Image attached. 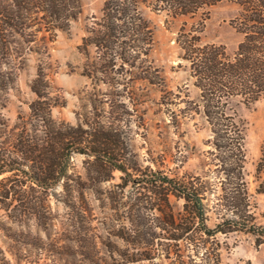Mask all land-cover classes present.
<instances>
[{
  "label": "trees",
  "instance_id": "trees-1",
  "mask_svg": "<svg viewBox=\"0 0 264 264\" xmlns=\"http://www.w3.org/2000/svg\"><path fill=\"white\" fill-rule=\"evenodd\" d=\"M221 1L224 0H103L100 15L90 20L77 47L85 56L81 74L92 78L99 73L102 82L126 87L145 80L163 93L161 70L151 58L153 26L140 9L141 3L172 17L194 18ZM229 1L239 5L231 24L242 34L233 51L228 52L223 44L202 42L204 19L189 27L183 23L176 35L182 57L189 62L192 84L198 89L197 99L190 101L191 113L204 119L212 135L209 164L214 168L204 175L191 173L175 178L143 165L131 148L127 132L112 121H101L90 114L75 125L55 120L51 114V108L57 105L50 94L52 85L46 80L44 66L37 64L30 83L35 98L28 104L27 116L6 128L0 113L1 181L21 174L51 191L73 178L69 172L73 153L90 158L99 169L119 171L122 184L118 187L122 190L125 185L131 186V227L125 240L133 246L146 247L124 255L129 263L152 261L155 256L150 246L159 243L166 253L163 259L171 258L170 264H221L217 233L242 232L250 234L256 246L264 244V224L254 222L244 179L243 128L227 112L233 98L245 103L264 100V0ZM81 13L80 0H0V52L9 54L11 40L7 36L22 35L30 27H34L30 34L65 31ZM125 69L129 70L128 76H123ZM10 82L11 72L0 68V107L1 92ZM133 95L130 97L134 101ZM255 177L256 191L264 194V142ZM9 192L3 190L4 197ZM170 194L183 200L177 214L170 208ZM209 196L215 200L218 215L212 227L206 222ZM157 207L159 217L139 215L143 209ZM181 242L187 248L191 246V256H187L191 262L183 259L178 248ZM169 243L174 244V250Z\"/></svg>",
  "mask_w": 264,
  "mask_h": 264
},
{
  "label": "rangeland",
  "instance_id": "rangeland-1",
  "mask_svg": "<svg viewBox=\"0 0 264 264\" xmlns=\"http://www.w3.org/2000/svg\"><path fill=\"white\" fill-rule=\"evenodd\" d=\"M102 2L80 0L82 13L65 31L30 34L34 29L30 27L22 35L7 36L11 40L9 54L0 52V68L11 72V82L1 92L0 113L6 128L18 122L19 117L27 116L28 104L35 98L30 83L37 64H42L57 104L51 108L55 120L75 125L90 114L101 121H112L127 132L131 148L143 165L175 178L191 173L204 175L214 168L209 164L212 135L204 119L191 113L190 101L197 99L198 89L192 84L189 62L182 57L176 35L183 23L189 27L204 19L202 42L223 44L231 52L242 38L231 24L239 5L224 0L204 14L188 18L172 17L141 3L140 9L153 26L151 58L161 70L162 93L160 87L145 80L126 87L122 83L102 82L99 73L92 78L81 74L85 56L77 47L90 20L100 15ZM123 74L128 76L129 70ZM227 112L243 128V173L251 212L255 223L264 224V194L256 191L255 177L264 142V100L245 103L233 98ZM71 162L69 172L73 178L51 191L21 174L6 182L0 176V264H170L171 258L163 259L166 253L159 243L150 246L155 256L150 262L129 263L124 258L146 248L125 240L131 227L130 184L121 190L119 171L99 169L82 154L73 153ZM102 176L109 179H98ZM3 190L10 191L8 197H4ZM169 201L174 214L182 210V199L170 194ZM206 202V222L212 227L218 220L215 200L209 196ZM139 215L159 217L160 211L158 207L143 209ZM216 239L220 243L221 264H264V244L256 246L250 234L217 233ZM179 245L187 260L191 246L187 248L184 242ZM168 247L175 249L172 243Z\"/></svg>",
  "mask_w": 264,
  "mask_h": 264
}]
</instances>
